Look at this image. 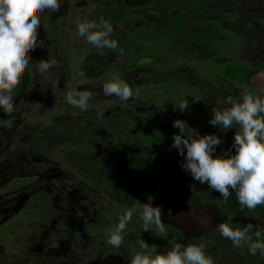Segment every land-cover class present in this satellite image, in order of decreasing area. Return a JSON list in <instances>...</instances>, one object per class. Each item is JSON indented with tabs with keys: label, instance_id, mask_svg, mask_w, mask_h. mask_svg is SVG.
Wrapping results in <instances>:
<instances>
[{
	"label": "flooded vegetation",
	"instance_id": "af4514ba",
	"mask_svg": "<svg viewBox=\"0 0 264 264\" xmlns=\"http://www.w3.org/2000/svg\"><path fill=\"white\" fill-rule=\"evenodd\" d=\"M214 1L216 4L221 3L220 0ZM258 1L259 5H264V0ZM182 5L197 7L193 14L197 13L194 16L198 21L214 20L221 28L227 30L223 29V32L214 33L212 41L205 36L206 42L194 39L196 33L194 24L189 26L190 30L185 34L176 31L167 33L175 40H171V46L167 52L174 60L182 59L185 67L187 65L186 68L192 73L185 76L182 72L181 76H178L179 72H173V82L164 88L163 84H160L157 96L154 98L147 96L144 103H154V113L152 110L145 109L147 105L135 106L137 113L142 116L139 122L125 118L128 115L127 109L131 106L109 104L105 107L91 109L84 114L68 111L64 116L56 118L58 120L54 122L55 126L44 129L42 135L45 148L42 155H36L35 158L42 160L41 172L48 179L43 182V187L38 194L33 190L27 196L28 200L33 199L32 210L24 212L25 207L15 206L13 210L11 209L2 216L4 223L0 222V240L4 244L0 243V259L3 261L7 259L6 252L15 253L11 247L12 244L9 246L12 241L20 242L16 248L25 244L28 251L27 264H36L35 251L39 249L43 253L42 263H47L51 256L68 251V248L61 249L62 244L71 246L70 242L75 241H78L84 253V247H97L98 243L103 244L107 239L108 230L119 223V216L124 211L136 206L138 199H146L154 195L194 204L211 203L227 213V223L233 229L243 230L248 224H252L250 234H253L254 240L256 231L264 234V205L252 210L253 216L250 217L248 215L250 210L247 207L242 209L237 195L233 197L235 200L229 197L227 202H224L220 194L210 189L207 183L200 184L193 180L190 173L181 167L185 156L180 155L179 151L172 147L174 134L180 133V129L173 127V122L180 119L186 121L190 127L184 129L185 135L194 133L196 130L201 136L215 134L222 139L223 143L217 145L212 154L214 157L235 153L233 143L238 127L234 125L224 130L220 125L212 126L209 121L212 118L214 107H230V104H224L222 100L230 97L232 92L238 96L240 91L247 89L254 95L264 96V93L251 82L236 81L234 85L231 81L232 87L227 90L226 83L229 85L230 83L225 80L227 60L242 61L244 59L237 56L242 54L264 55V17L256 16L255 20L254 17H248L250 24L252 20L256 21L250 26V24H242L240 17L238 19L230 17L226 10H222V7L216 11H209V6L201 4L200 0H183ZM251 6L257 12L263 10V7H255V4ZM97 18L98 16H94V21H97ZM233 23H238V25H231ZM160 37L161 40L163 36ZM158 49L160 52L164 50L162 47ZM179 54H189L193 57L186 55L179 57ZM188 58H193L195 62L191 63ZM258 58L261 60L262 57ZM174 63L171 61L169 65L174 66ZM246 63L255 66L257 62ZM198 69H202L203 72H197ZM25 77L29 79L28 87L22 99L14 107L25 98L32 82V74L28 69L23 74L20 86L13 96L19 92ZM163 92L166 94L163 95ZM185 100L188 101V107L181 112L176 106ZM4 115L6 114L0 117ZM136 124L142 128V133L137 132L136 129L132 130ZM31 129L27 130L30 139L34 136V128ZM131 141L134 144H131ZM74 155L81 157L82 162L77 161ZM52 166L58 169L57 173L50 172ZM49 178H64V180L78 178L94 185L95 189L89 191V194L96 202L99 198V202L102 203L100 209L92 212L86 207H73L67 204L66 196L61 204L57 203V206H52L55 203L53 195H57L58 191L52 193L53 180ZM191 184L195 185L193 192L189 187ZM20 209H22L21 213H17ZM21 215L22 218H20ZM13 218L17 219V223H13ZM25 220L27 223H24ZM143 223L140 214L134 213L132 220L122 233L124 239L121 247L114 248L105 245L108 252L110 251L105 256L100 254L95 260H91L90 257L81 255L77 261H67L63 264H83V262L114 264L118 260L129 264L132 259L129 254L130 247L140 248L141 239L149 245L153 243L161 247L160 253H166L163 248L175 243L187 246L188 241L198 244L196 240L201 239L206 245V254H220L217 255L218 259L214 264H264V260H260L259 256H248L247 245L243 248L234 247L232 241L223 237L218 228L206 235L191 236L184 234L171 224L163 223L168 236L161 238L157 236L155 225L150 226L152 231L150 233V230H143ZM25 230L26 236L24 235ZM48 256L50 257L47 258ZM40 262L37 261L38 264H41ZM15 263L18 264L14 261L10 264Z\"/></svg>",
	"mask_w": 264,
	"mask_h": 264
},
{
	"label": "rangeland",
	"instance_id": "374dc122",
	"mask_svg": "<svg viewBox=\"0 0 264 264\" xmlns=\"http://www.w3.org/2000/svg\"><path fill=\"white\" fill-rule=\"evenodd\" d=\"M200 1L201 4L209 6V11H216L219 7H222V10H226V13L230 15V17H234L236 19L240 17L242 24H250L248 17H254V20L256 16L264 17V5H259L258 0H220L221 3L219 4H216L214 0ZM147 2L148 0H61L62 6L59 12L50 13L46 10L41 14V26L38 28L39 35L37 39V47L30 52V56L32 58L31 62H36L41 59H47L49 58V56H51L56 58L59 67L52 68L50 71L40 74L35 71V65L30 64L27 69L32 74V82L28 88L25 98L22 100V102H20V104L14 107V111L10 115H4L0 117L1 223H4L2 220L4 219L2 217L4 213L11 211V209L13 210L15 206L17 208H20L22 205L21 203L24 199L26 201L24 202V212H26L27 210H32L34 206L33 199L30 198L28 200L27 196L33 190L38 194L43 187V182L48 179L46 178L44 173L41 172V169H43L42 160L35 158V156L42 155L45 148V142L42 133L44 132L45 128L55 126L54 122H57V117L61 115L64 116L68 111L84 114L86 112H89L91 109L94 110L96 108L105 107L109 104H122L134 108L135 106L138 107L140 104H142L147 105L145 106V109L152 110V113H154V103H144V100L148 98V93L154 90V88L156 87L155 84L173 82L172 76L175 71L180 72V74H182L183 72L185 76L192 73L188 71V69L186 68L188 66L186 65L185 67V63L180 58V60L177 58L174 60L173 58L172 61L175 62L174 66L169 65L161 70L160 66H156L152 63H145L141 66H136L133 70L129 71L127 70L128 58L125 55H119L118 57L111 55V58L113 59L112 65H110L107 69L96 73V76H92L86 70L85 64L87 57H89L91 54L105 56L107 51L106 49H97L96 47L88 43L84 37H80L77 32L78 22L82 23L85 20L94 21V16L101 17V15H103L102 12L104 6L107 3H111L114 5L123 4L132 6L135 4L143 5ZM254 4L255 7H263V10H260V12L253 10V6L251 5ZM245 19L247 21H245ZM254 20H252L250 26L256 22ZM210 21L211 20H209V22ZM145 25V22L140 17H135L132 18L129 24H127V27L130 29V31L136 32V30H139L141 26L143 29ZM231 25H238V23H233ZM237 56L242 57L246 62L249 63L257 62V60L259 59L258 57L264 58V55L255 54H242ZM168 59L169 61H171L170 55L168 56ZM191 60L194 62L193 58H191ZM155 69L159 72L156 76H153ZM197 72L202 73L203 71L202 69H198ZM113 74L118 75L121 79L128 82L133 91L135 93H138V95L126 102L121 101L116 96H104L102 92L103 84L107 82L110 76H112ZM20 83L13 90V95L17 88L20 86ZM72 90H89L93 93V97L89 101V108L87 110L81 111L79 108L73 107L66 102V94L67 92ZM164 93L165 92H163L162 94L165 95L166 93ZM151 96L152 98H154L157 95L152 94ZM230 96H235V93L232 92ZM228 98L222 100V103L229 105ZM83 120L85 121V119ZM5 121H11V123L5 125ZM31 128H34V136L32 137V135L30 134V137H32L30 139L27 135V130H30ZM130 143L134 144L133 141H131ZM74 157L77 161L82 162L81 157H77L76 155H74ZM29 161H31V163ZM50 172L57 173L58 169L52 166ZM49 179L53 180L51 188L52 193L54 194L58 191L57 195H53V201H55V203H53L52 206H57V203L61 204L64 196H66L65 198L67 204H70L73 207H86L92 212L96 210L98 211L100 209V204L102 203L99 202V198H97L98 202H96L89 194V191H93L95 189L94 185H91L90 183H87L82 179L79 180L78 178H67V180H64V178ZM21 210L22 209L17 210V213H21ZM252 212L253 211H250L248 214L250 217L253 216ZM20 218H22V215L20 216ZM13 223H17V219L13 218ZM151 232L152 231L150 229V233ZM24 235L26 236V230L24 231ZM196 241H198V244L196 245H199L203 240L199 239ZM1 242L3 241L0 240V243ZM10 244H12L11 247L13 251H15V253L11 254L12 252H10L9 254L6 252L8 257L4 261L0 259L1 264H10L13 263V261L17 262L18 264H27L28 251L26 250L25 244H22L20 246L21 248H16V246L20 245L19 241H12L11 243H9V246ZM70 244L71 246L62 244L61 249L68 248V251H62L59 253L60 255L56 254V256H51V258L48 259L49 261L47 260V263L63 264V262L67 261L75 262V260L77 261L81 255H86L90 257L91 260H95L96 257L100 254L105 256L110 252H108V250L106 249L107 246H105V242L103 244L101 243L100 245L98 243L97 247H84V253L83 251H81V247H79L78 241L70 242ZM189 244H193V242L188 241V245ZM152 245L154 244L151 243L148 249H141L137 246H132L130 247L129 254L132 257L133 254L137 252H144L151 253L154 256L156 253H152ZM22 247L25 249H23ZM156 247L157 252L160 253L159 249H161V247ZM170 247L171 246H168L163 249L168 250ZM16 253H18V256L16 255ZM35 253L36 257H34V260L36 261V264H38L37 261H41L40 263L43 264L44 262L42 263V251H40L39 249L38 251H35ZM116 254L118 255V253ZM10 255L12 258L10 257ZM209 255L215 262L218 259L217 255L220 254L211 253ZM248 256H250L249 253ZM255 256H259L260 260H264L262 259L264 257L260 256L259 254ZM49 257L50 256H48L47 258ZM122 261L123 260H118L114 264H127L126 261ZM83 264H92V262H83ZM129 264H131V262Z\"/></svg>",
	"mask_w": 264,
	"mask_h": 264
},
{
	"label": "clouds",
	"instance_id": "9594fccd",
	"mask_svg": "<svg viewBox=\"0 0 264 264\" xmlns=\"http://www.w3.org/2000/svg\"><path fill=\"white\" fill-rule=\"evenodd\" d=\"M61 0H0V108L6 115L14 111L13 90L19 85L21 77L30 64L35 65V71L43 74L52 68L59 67L55 57L49 56L31 62L30 52L37 47L38 28L41 26V14L46 10L50 13L59 12ZM77 32L88 43L97 49H108L118 52L121 56L124 49L120 48L115 39H111L114 32L113 25L104 17L99 22H78ZM106 97L116 96L121 101L133 99L135 93L128 82L113 74L102 87ZM93 93L89 90H72L66 94V102L85 111L89 108V101ZM199 100V99H197ZM230 107L216 106L212 109V126L220 125L227 130L234 125L238 131L234 137L235 153L228 156H213L216 146L223 143L215 134L199 135L184 134L185 128H190L187 122L177 119L173 127L180 129L174 134L172 147L185 156L181 167L200 184L207 183L208 187L216 191L227 202L230 189L236 192L238 201L250 211L264 205V96L254 95L247 89L239 92L238 96L228 98ZM181 112L188 107L185 100L178 106ZM11 121H5L8 125ZM186 148V155H185ZM230 151V150H229ZM192 192L195 185H189ZM139 213L143 220V230L149 231L155 225L157 236L167 238L168 233L162 222V208L151 202L141 203L127 209L119 216V223L108 230L105 244L114 248L123 245V235L133 214ZM201 223H204L201 220ZM253 225L248 224L241 230L233 229L228 223H220V234L230 239L233 246L243 248L247 245L250 255L264 257V239L260 231L250 234ZM140 248L148 249L149 244L141 239ZM205 243L199 245L180 243L173 244L166 253H158L157 247L152 245V253L137 252L133 254L131 264H214V260L205 251Z\"/></svg>",
	"mask_w": 264,
	"mask_h": 264
},
{
	"label": "trees",
	"instance_id": "16d2710c",
	"mask_svg": "<svg viewBox=\"0 0 264 264\" xmlns=\"http://www.w3.org/2000/svg\"><path fill=\"white\" fill-rule=\"evenodd\" d=\"M182 4L183 0H148V2L143 5L135 4L132 6H127L123 4L114 5L107 3L104 6L102 12L103 15H101V17H104L106 20L110 21L113 25L114 32L110 38L115 39L118 42L119 47L124 49L123 55L127 56L128 58L127 70H133L136 66H141L145 63H152L156 66H160V70L169 66L172 61V55H170L167 51L171 46V40L174 39L169 37L167 33L170 34V32L176 31L177 33L179 32L185 34L190 30L189 26L194 24L196 32L194 39L197 41L201 40L206 42L205 36L208 37L210 41H212V38L214 37L213 34L224 29L216 24L214 20H211L210 22L198 21L194 16L197 13L193 14L196 8L184 6ZM135 17H140L146 25L143 29L141 26L139 30L132 32L127 27V24H129L132 18ZM99 19L100 17L97 18V22H99ZM161 35L163 37L160 40ZM160 47L164 48V53L158 51V48ZM106 51L107 52L105 56L91 54L89 57H87L85 64L86 70L92 76H96V73L99 71L101 72L112 65L113 59L111 58V55L116 57L120 55L116 51H111L108 49H106ZM169 55L171 61L168 59ZM185 55L187 57H193V55L189 54H179L178 56L181 57ZM188 59L191 60V58ZM194 62L191 60V63ZM225 63H227L225 65V80L230 83V85L226 83L228 90L232 87L231 81H233L234 85L236 81L242 83H252L251 76L253 75L254 71L264 63V59L258 60L255 66L247 64L244 60L239 61L237 59H230ZM192 71L194 70L192 69ZM158 72L159 71L155 69L153 76H156ZM178 76H180V72ZM160 84H163L164 88L169 84V82L155 84L156 87L154 90L150 91L148 95H156L158 93ZM217 93H219V91ZM127 111L128 115H126V119L138 122L142 120V116L137 113V109L131 107L127 109ZM132 128V130L136 129L137 132L142 133L143 131L142 128H139L138 124L134 125ZM233 191L234 190L231 191L230 189V198L236 196V193ZM233 200H235V198H233ZM24 202H26L25 199L21 203V207H25ZM25 223H27V220H25Z\"/></svg>",
	"mask_w": 264,
	"mask_h": 264
},
{
	"label": "water",
	"instance_id": "95a60500",
	"mask_svg": "<svg viewBox=\"0 0 264 264\" xmlns=\"http://www.w3.org/2000/svg\"><path fill=\"white\" fill-rule=\"evenodd\" d=\"M252 83L264 93V63L251 76ZM29 79L25 77L19 92L14 96V106L22 99L28 87ZM4 114L0 108V115ZM151 202L162 208V222L179 228L184 234L202 236L218 228L220 223H227L228 215L211 203L194 204L185 201L154 195L138 199L136 205ZM201 220L204 223H201Z\"/></svg>",
	"mask_w": 264,
	"mask_h": 264
}]
</instances>
